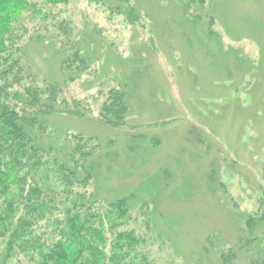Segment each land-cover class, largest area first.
I'll return each mask as SVG.
<instances>
[{
    "label": "rangeland",
    "instance_id": "1",
    "mask_svg": "<svg viewBox=\"0 0 264 264\" xmlns=\"http://www.w3.org/2000/svg\"><path fill=\"white\" fill-rule=\"evenodd\" d=\"M135 4L133 22L92 0L58 6L70 37L87 32L95 51L103 43L109 58L69 82L68 100L83 101L89 113L55 115L50 124L98 136L103 146L97 193L103 199L163 177L166 168L168 184L160 189L154 217L161 233L153 237L157 264H223L213 247L218 240L239 244L241 220L255 215L264 193V0L195 3L189 8L198 12L201 28L183 22L176 0ZM47 26L53 29L50 20ZM45 49L32 44L26 60L48 80L61 79ZM111 73L137 79L121 127L98 119L107 87L115 82L100 91L93 78ZM197 134L206 139L203 146ZM110 138L114 142L107 145ZM211 169L224 183L218 185L221 194L207 181ZM239 248L236 261L247 264Z\"/></svg>",
    "mask_w": 264,
    "mask_h": 264
},
{
    "label": "trees",
    "instance_id": "2",
    "mask_svg": "<svg viewBox=\"0 0 264 264\" xmlns=\"http://www.w3.org/2000/svg\"><path fill=\"white\" fill-rule=\"evenodd\" d=\"M68 1L0 0V264H157L153 237L161 233L154 217L160 189L168 184L166 168L163 177L103 199L97 193L103 146L98 136L50 124L55 115L82 118L89 113L83 101L68 100L69 82L108 57L103 43L95 51L87 32L77 40L70 37L69 22L58 7ZM92 1L115 9L127 21L138 18L135 0ZM176 2L184 23L201 26L198 12L189 7L201 6L203 0ZM49 20L53 29L48 32ZM34 43L47 48L61 79L48 80L26 60ZM138 58L141 63L142 55ZM93 79L100 91L105 82H115L99 106L100 122L126 125L135 76L111 73ZM196 136L203 146L206 139ZM208 172L207 181L223 188L217 170ZM219 187L217 194L223 193ZM260 195L255 215L247 213L241 220L239 244L225 246L218 240L221 248L213 247L223 264H238L239 247L247 264H264V193Z\"/></svg>",
    "mask_w": 264,
    "mask_h": 264
}]
</instances>
